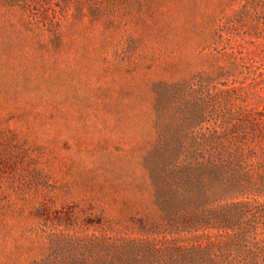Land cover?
<instances>
[{
  "label": "rangeland",
  "instance_id": "rangeland-1",
  "mask_svg": "<svg viewBox=\"0 0 264 264\" xmlns=\"http://www.w3.org/2000/svg\"><path fill=\"white\" fill-rule=\"evenodd\" d=\"M0 264H264V0H0Z\"/></svg>",
  "mask_w": 264,
  "mask_h": 264
}]
</instances>
